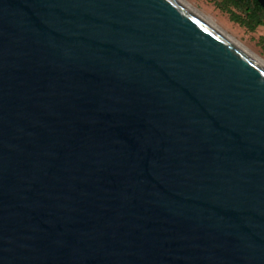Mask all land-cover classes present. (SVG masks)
<instances>
[{"label":"water","instance_id":"1","mask_svg":"<svg viewBox=\"0 0 264 264\" xmlns=\"http://www.w3.org/2000/svg\"><path fill=\"white\" fill-rule=\"evenodd\" d=\"M0 264H264V65L176 0H0Z\"/></svg>","mask_w":264,"mask_h":264},{"label":"rangeland","instance_id":"2","mask_svg":"<svg viewBox=\"0 0 264 264\" xmlns=\"http://www.w3.org/2000/svg\"><path fill=\"white\" fill-rule=\"evenodd\" d=\"M201 15L207 17L219 30L234 39L245 49L264 61V26H256L254 31L230 20L228 13L221 10V0H183ZM240 14V13H239ZM244 19L254 24V21L264 23V12L253 3L247 14H240Z\"/></svg>","mask_w":264,"mask_h":264},{"label":"trees","instance_id":"3","mask_svg":"<svg viewBox=\"0 0 264 264\" xmlns=\"http://www.w3.org/2000/svg\"><path fill=\"white\" fill-rule=\"evenodd\" d=\"M252 3L257 8L262 9L254 0H221L219 6L221 10L228 13L230 20L242 27L247 28L250 31H254L256 26H264V23L260 21H254V24H252L250 21H247L240 15L247 14L249 11V6ZM262 11L264 12L263 9Z\"/></svg>","mask_w":264,"mask_h":264},{"label":"bare ground","instance_id":"4","mask_svg":"<svg viewBox=\"0 0 264 264\" xmlns=\"http://www.w3.org/2000/svg\"><path fill=\"white\" fill-rule=\"evenodd\" d=\"M184 9H186L188 12L196 15L197 17L203 19L206 23H208L213 29H215L220 35H222L227 41H229L233 46H235L239 51L245 53L246 55L252 57L253 59L259 61L261 64L264 65V61H262L260 58L252 54L249 50L242 47L240 44H238L234 39L229 37L227 34L219 30L207 17L201 15L196 10H194L192 7H190L186 2L183 0H176Z\"/></svg>","mask_w":264,"mask_h":264}]
</instances>
